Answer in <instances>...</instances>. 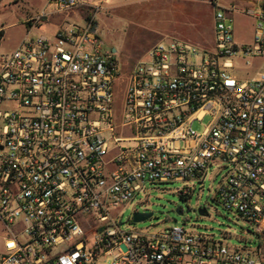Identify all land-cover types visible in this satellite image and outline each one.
<instances>
[{"label":"built area","instance_id":"built-area-1","mask_svg":"<svg viewBox=\"0 0 264 264\" xmlns=\"http://www.w3.org/2000/svg\"><path fill=\"white\" fill-rule=\"evenodd\" d=\"M102 4L47 0L0 47V264H264V4L215 1L212 50L161 40L129 69L99 34ZM234 13L253 21L249 43ZM46 21L54 32L33 35ZM218 166L215 199L257 248L139 228L147 211L124 222L148 184L185 198Z\"/></svg>","mask_w":264,"mask_h":264},{"label":"rangeland","instance_id":"rangeland-1","mask_svg":"<svg viewBox=\"0 0 264 264\" xmlns=\"http://www.w3.org/2000/svg\"><path fill=\"white\" fill-rule=\"evenodd\" d=\"M98 15L99 34L107 45L116 49L121 62L129 69L144 60L149 48L161 40H184L213 49V21L211 4L215 1L229 6L249 4L257 8L264 0H102ZM47 0H0V29L3 32L1 49L14 50L26 38V19L44 9ZM236 40L249 43L253 36V21L234 13ZM25 23V24H24ZM56 25L46 21L33 35H51ZM5 33V35H4ZM199 45V46H200ZM205 45V46H206ZM124 95L123 88L121 90ZM198 130L199 125L194 127ZM227 169L215 167L203 183H196L193 193L181 197L177 192L182 183L147 185V190L124 210V222L133 210L152 212V218L139 228L161 230L173 226L187 231L214 235L232 246L255 249L261 239L248 234L249 224L238 214L228 210L215 197ZM209 204V215L202 217L196 209ZM181 207L182 214L177 213ZM99 264H111L106 257Z\"/></svg>","mask_w":264,"mask_h":264},{"label":"water","instance_id":"water-1","mask_svg":"<svg viewBox=\"0 0 264 264\" xmlns=\"http://www.w3.org/2000/svg\"><path fill=\"white\" fill-rule=\"evenodd\" d=\"M263 8H264V6H263ZM96 26H97V25H96ZM114 50L116 51V49H114ZM176 211H177L178 214H182V213H183L181 207H178ZM197 212L199 213L200 216H207V215H208V211H207L206 208H204V207L199 208V209L197 210ZM151 215H152V213H148V214H137V215L135 216V221H136V222L143 221V220H145L146 218L151 217Z\"/></svg>","mask_w":264,"mask_h":264},{"label":"crops","instance_id":"crops-1","mask_svg":"<svg viewBox=\"0 0 264 264\" xmlns=\"http://www.w3.org/2000/svg\"><path fill=\"white\" fill-rule=\"evenodd\" d=\"M109 1H111V0H106V2H109ZM211 8H212V6H211ZM212 14H213V9H212ZM56 20V22H59V19H55ZM26 22V21H25ZM25 24V23H24ZM25 29H26V33H28V28H27V26L25 27ZM3 32H5L4 30L2 31V33H1V35H0V41L2 42L3 41ZM4 35H5V33H4ZM27 35V34H26ZM1 42H0V47H2L1 46ZM21 43V42H20ZM19 43V44H20ZM19 46V45H18Z\"/></svg>","mask_w":264,"mask_h":264},{"label":"flooded vegetation","instance_id":"flooded-vegetation-1","mask_svg":"<svg viewBox=\"0 0 264 264\" xmlns=\"http://www.w3.org/2000/svg\"><path fill=\"white\" fill-rule=\"evenodd\" d=\"M208 206H210L209 204H205L204 206H202V207H204V208H206V210L208 211L209 210V207Z\"/></svg>","mask_w":264,"mask_h":264}]
</instances>
